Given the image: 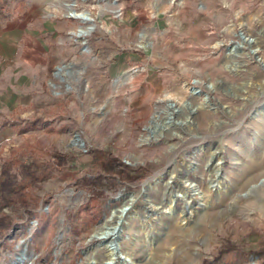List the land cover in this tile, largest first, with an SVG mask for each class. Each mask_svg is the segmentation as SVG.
Masks as SVG:
<instances>
[{
	"label": "rangeland",
	"instance_id": "374dc122",
	"mask_svg": "<svg viewBox=\"0 0 264 264\" xmlns=\"http://www.w3.org/2000/svg\"><path fill=\"white\" fill-rule=\"evenodd\" d=\"M70 2L0 0V264H105L128 194L114 264H264V0Z\"/></svg>",
	"mask_w": 264,
	"mask_h": 264
},
{
	"label": "bare ground",
	"instance_id": "6f19581e",
	"mask_svg": "<svg viewBox=\"0 0 264 264\" xmlns=\"http://www.w3.org/2000/svg\"><path fill=\"white\" fill-rule=\"evenodd\" d=\"M81 1H86V0H81ZM97 3H109L111 1H116V0H95ZM74 6H75V0H71V2L69 4L66 5L68 12H67V16L69 17V15L72 16V18H75L79 21H81L82 23L86 24V25H90L91 22L93 21V19L91 18V16L87 13V12H76L74 11ZM93 29L92 26L87 27V31L83 30L81 31L80 29H78V34L77 31L75 32V35L78 38H84L85 36L88 35V31L90 32ZM241 34L243 37L240 36V38H243V40H240V42H236L233 45H230V49H229V55H236V53L239 54L238 50L242 49L244 50V48L246 45H251L247 50H248V56L250 58H254L257 53L260 52V48L257 47L256 45H253L256 41L255 39L251 38L250 36H248L247 34H245L244 32H242L240 30ZM240 34V35H241ZM241 50V51H242ZM258 57V56H257ZM193 90L195 91L196 89L193 88ZM190 95H200V92L197 93H192L189 92ZM203 101H205V98L202 96ZM206 100H208V96L206 97ZM260 113L264 114V107H256L255 112L253 113V116H258ZM219 152V151H218ZM216 151H213L211 155H213V160L211 161L210 164V184L212 186H214L215 188L220 187V183H221V179L222 177L220 176V168H221V160H220V156L219 153ZM175 174H169L168 175V179H172L174 178ZM163 176V174H159L156 177H153L145 182H143L141 184L143 191H145L147 188H151L154 187L157 184H160V179ZM187 181V180H186ZM172 182V181H171ZM169 182L166 183V186L168 185ZM171 187V186H169ZM182 190L181 192L186 193V192H190L188 194L189 196V203L191 204H195V202H197L198 200L201 199L202 196H199L198 192H196V189L194 188V185L192 184H185V182H182L181 184ZM192 192V193H191ZM120 199H124L125 203L124 206H126L127 208H120V210L114 209L111 211L110 215L105 218L102 222L101 225L99 226V228L97 229L96 232H94V236L93 239L98 241V243H100L103 247V249L106 252V256H107V262L105 264H114V260L116 261V259H118V251L114 245V240H115V235L117 234V232H119V230H122L121 224L124 223V220H126L127 218H132L131 216V208L134 206V204L136 203L137 200H139V198H137V196H133V194H128V195H124L119 197ZM173 200H170L169 202L171 203ZM162 208V207H161ZM127 209V210H126ZM162 210L159 211V214H162Z\"/></svg>",
	"mask_w": 264,
	"mask_h": 264
},
{
	"label": "water",
	"instance_id": "95a60500",
	"mask_svg": "<svg viewBox=\"0 0 264 264\" xmlns=\"http://www.w3.org/2000/svg\"><path fill=\"white\" fill-rule=\"evenodd\" d=\"M69 17H71V18H72V16H71V15H69ZM90 30H92V29H90Z\"/></svg>",
	"mask_w": 264,
	"mask_h": 264
}]
</instances>
